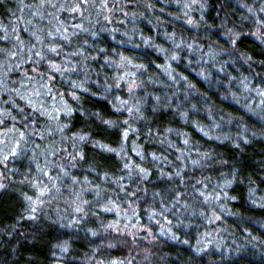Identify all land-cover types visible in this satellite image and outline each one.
I'll return each mask as SVG.
<instances>
[{"label": "clouds", "instance_id": "9594fccd", "mask_svg": "<svg viewBox=\"0 0 264 264\" xmlns=\"http://www.w3.org/2000/svg\"><path fill=\"white\" fill-rule=\"evenodd\" d=\"M0 264H264V0H0Z\"/></svg>", "mask_w": 264, "mask_h": 264}]
</instances>
